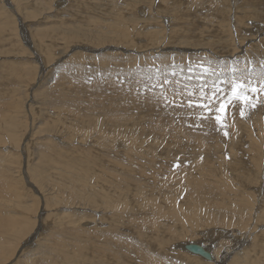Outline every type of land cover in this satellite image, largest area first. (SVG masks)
<instances>
[{
	"label": "rangeland",
	"instance_id": "obj_1",
	"mask_svg": "<svg viewBox=\"0 0 264 264\" xmlns=\"http://www.w3.org/2000/svg\"><path fill=\"white\" fill-rule=\"evenodd\" d=\"M263 73L264 0H0V264H222L181 251L221 230L264 264ZM235 81L257 90L233 99L230 140L257 150L246 175L205 134Z\"/></svg>",
	"mask_w": 264,
	"mask_h": 264
},
{
	"label": "bare ground",
	"instance_id": "obj_2",
	"mask_svg": "<svg viewBox=\"0 0 264 264\" xmlns=\"http://www.w3.org/2000/svg\"><path fill=\"white\" fill-rule=\"evenodd\" d=\"M66 38V37H65ZM102 45V44H101ZM101 45H99V46H101ZM238 46V45H237ZM37 47V46H36ZM241 46H240V44H239V48H240ZM32 48V47H31ZM38 49V48H37ZM244 50V49H243ZM37 52V51H36ZM35 53V52H34ZM38 53V52H37ZM180 57V56H179ZM59 59V58H58ZM45 67V66H44ZM246 72V71H245ZM237 73V72H236ZM262 74V73H261ZM264 74V73H263ZM232 75V74H231ZM254 75V74H253ZM258 76V75H257ZM263 76V75H262ZM229 77V76H228ZM236 77V76H235ZM253 78V77H252ZM2 79V78H1ZM247 79H249V78H247ZM134 80V79H133ZM142 80V79H141ZM174 80H175V78H174ZM232 80H234V79H232ZM170 81V80H169ZM231 81V80H230ZM237 81V80H236ZM235 81V82H236ZM99 82V81H98ZM160 82V81H159ZM163 82V81H162ZM173 82V81H172ZM171 82V83H172ZM174 83V85H175V82H173ZM191 83V82H190ZM231 83H233V82H231ZM243 83H249L248 81H245V82H243ZM200 84V83H199ZM170 85V84H169ZM169 85H168V87H169ZM177 85V84H176ZM87 86V85H86ZM164 86V85H163ZM170 86H173V85H170ZM225 86V85H224ZM165 87V86H164ZM174 87V86H173ZM177 87H179V84L177 85ZM229 87V86H228ZM172 88V87H171ZM181 88V87H180ZM203 87H201L200 89H202ZM224 88V87H223ZM156 89V88H155ZM162 89V88H161ZM160 89V90H161ZM166 89V87L164 88V90ZM184 90L186 89V88H183ZM192 89H193V86H192ZM208 89H211L210 87L208 88ZM208 89H207V91L205 92V90H204V92L205 93H207L208 92ZM157 90H159V89H157ZM156 90V91H157ZM188 90V89H187ZM203 90V89H202ZM212 90V89H211ZM225 90V89H224ZM148 91V90H147ZM182 91V90H181ZM180 91V92H181ZM196 91L198 92L199 90H197L196 89ZM210 91V90H209ZM160 92V91H159ZM167 92V91H166ZM191 92V91H190ZM195 92V91H194ZM193 92V93H194ZM197 92H195V93H197ZM169 93V92H168ZM175 93V92H174ZM192 93V94H193ZM216 93V92H215ZM163 94V93H162ZM198 94V93H197ZM214 94V93H213ZM177 95V94H176ZM186 96V95H185ZM204 96V95H203ZM259 96V95H258ZM121 97V96H120ZM174 98H176L175 96H174ZM173 98V99H174ZM190 98V97H189ZM132 99V98H131ZM128 100L129 101V105H128V107H136L137 109H142L143 107H145L146 105H142V106H140V107H137L136 106V102H135V100ZM188 99V97L186 98V100ZM26 100H29V99H26ZM78 100H80V99H78ZM125 100V98H121V101H124ZM168 100V99H167ZM192 100V99H191ZM57 101V100H56ZM82 101V100H81ZM120 101V102H121ZM171 101V100H170ZM27 102V101H26ZM25 102V103H26ZM48 102V101H47ZM46 102V103H47ZM79 102V101H78ZM117 102V101H116ZM160 102H161V100H160ZM172 102V101H171ZM239 102V101H238ZM34 103H35V101H34ZM33 103V104H34ZM54 103V102H53ZM73 102H71V104H72ZM105 103V102H104ZM202 103V102H201ZM29 104V103H28ZM58 104V103H57ZM60 104V103H59ZM106 104V103H105ZM115 104V103H114ZM224 104L225 105H227V109H226V112L223 114V120H222V124H218V125H208L207 127H206V132H205V134L207 135L206 136V138L207 139H209L208 137H211L213 134H215V132H214V130L213 129H217V130H219L220 132H221V134H224L225 135V133H227V135H225L229 140L233 137V135H232V131H231V129L232 130H234V122H233V118H234V112H235V110L238 108V106H237V104H233V99H231V98H226V99H224ZM25 105V104H24ZM32 105V104H31ZM80 105V104H79ZM82 105V104H81ZM117 105V104H116ZM26 106V105H25ZM72 106V105H71ZM73 106H74V103H73ZM83 106V105H82ZM101 106V105H100ZM106 106V105H105ZM109 106V105H108ZM160 106H162V107H164V108H167V109H169L168 107H167V105H166V102H164V103H161L160 104ZM24 107V106H23ZM74 107H77L76 106V104H75V106ZM258 107H260V106H258ZM264 107V106H263ZM28 108V107H27ZM249 108H250V106H249ZM103 109V108H102ZM135 109V108H134ZM25 110V109H24ZM72 111V110H71ZM110 111V110H109ZM125 111H130V109H127V110H125ZM180 110H178L177 111V113L179 112ZM134 113V112H133ZM108 114H111L110 112L108 113ZM115 114H117V113H115ZM204 114V113H203ZM220 114V113H219ZM219 114H217V115H219ZM87 115L89 116V114L87 113ZM231 116V117H227V116ZM260 115H263V113H260ZM90 117V116H89ZM88 117V118H89ZM135 117H136V115H135ZM205 117L206 116H201V117H199L196 121H197V126H198V128L199 127H201L202 125L203 126H205L206 125V119H205ZM236 117V116H235ZM118 118H120V120H121V117H118ZM137 118H138V116H137ZM115 119V118H114ZM112 120H113V118H112ZM111 120V121H112ZM168 120L171 122V123H175V121L176 122H179V121H177V120H174V119H171V118H169L168 117ZM97 121V120H96ZM114 121V120H113ZM131 121V118L130 119H128L127 121H126V123L125 124H127L128 125V123ZM138 121V120H137ZM190 122V121H189ZM236 123V122H235ZM55 124V123H54ZM121 124V123H120ZM237 124V123H236ZM235 124V125H236ZM96 125H97V123H96ZM126 125V126H127ZM237 126V125H236ZM7 128V127H6ZM127 128V127H126ZM8 129V128H7ZM70 129V128H69ZM187 129L188 128H184L183 130L184 131H187ZM238 129V128H237ZM250 130V129H249ZM73 131V130H72ZM78 131V130H77ZM263 131V130H262ZM63 132V131H62ZM76 132V131H75ZM80 132V131H79ZM260 132V131H259ZM9 133V132H8ZM74 133V132H73ZM82 133V132H81ZM86 133H88V132H86ZM89 133H91V132H89ZM183 135H184V140L183 141H179L181 144H185V145H188V144H193L194 146L191 148V147H189V149L191 150V151H193V152H195V150L196 149H201L202 148V146H200V145H203V144H205V147H206V141L203 139V138H198L197 137V133H195V134H193V133H191V131H187V132H185V133H183V132H181ZM258 133V132H257ZM253 134V133H252ZM79 135V134H78ZM247 136V135H246ZM259 136V135H258ZM260 136H262V135H260ZM68 137V136H67ZM111 137V136H110ZM215 137V136H214ZM249 137V136H248ZM75 138V137H74ZM93 138V137H92ZM107 137H105V139H106ZM220 138V137H219ZM251 138H253V136L251 137ZM104 139V138H103ZM247 139V138H246ZM94 140V139H93ZM96 140V139H95ZM235 140V139H234ZM253 140L255 141V140H257V138H253ZM90 141V140H89ZM99 141V140H98ZM106 141H108L109 142V140H106ZM111 141V140H110ZM115 141L117 142L118 140H112L111 142L112 143H115ZM213 141V140H212ZM248 141H250V140H248ZM247 141V142H248ZM68 142V141H67ZM107 142V143H108ZM228 142V141H227ZM84 143V142H83ZM103 143H105L106 144V142H104L103 141ZM219 143V144H218ZM221 142H217V147H219V145L221 146L222 144V146H224V143H222V144H220ZM102 144V143H101ZM115 144H120L119 142H117V143H115ZM115 144H114V146H115ZM111 145V144H110ZM228 145L232 148V152H236V154L238 155V157H239V159L243 156V154H246V156H247V166H244V167H239V163L234 167V168H238L239 170H240V172H243L244 174L246 173L247 174V171H249L251 168H253V167H256L257 168V170L259 171L260 170V168H259V164H258V162H257V160L256 161H254V159L256 158V152H257V150H256V147L253 145H251V143H250V150L249 151H247V153H245L246 152V148H248V145H247V143H245V144H243L242 143V141H240V140H236V141H233V140H230L229 142H228ZM228 145H226V146H228ZM256 145V144H255ZM108 146V145H107ZM107 146H105L104 145V148L105 147H107ZM183 146V145H182ZM229 146H228V148H229ZM258 146V145H257ZM25 147V146H24ZM111 147H113V146H110V148L109 149H111ZM116 147V146H115ZM201 147V148H200ZM102 148V147H101ZM258 148V147H257ZM16 149V148H15ZM106 149V148H105ZM18 150V149H17ZM110 151V150H109ZM108 151V152H109ZM193 152L191 153V154H193ZM107 153V152H106ZM214 153H215V151H214ZM109 154V153H108ZM117 154H118V152H117ZM196 154V153H195ZM22 155V154H21ZM69 155V154H68ZM107 154H105V156H106ZM200 155V154H199ZM198 155V156H199ZM215 155H217V154H215ZM214 155V156H215ZM32 156V155H31ZM36 156V155H35ZM60 156V155H59ZM214 156H212V157H214ZM193 158V157H192ZM233 158H234V160L236 159V156H234L233 155ZM70 159H71V157H70ZM198 159V158H197ZM117 160V159H116ZM235 162L236 161H234V164H235ZM254 162V163H253ZM256 162V163H255ZM260 162V161H259ZM72 164V163H71ZM233 164V165H234ZM126 165H124V167H125ZM78 167V166H77ZM77 167H75V168H77ZM248 167V169L249 170H247L246 168ZM79 170H80V168H78ZM77 169V170H78ZM89 169V168H88ZM107 169H108V167H107ZM110 169V168H109ZM108 169V170H109ZM76 170V171H77ZM75 171V172H76ZM82 172H84L83 170H81ZM77 172H79V171H77ZM87 172V171H86ZM109 172V171H108ZM112 172V171H111ZM107 173V172H106ZM127 173V172H126ZM125 173V174H126ZM102 174V173H101ZM132 174V173H131ZM245 174V175H246ZM117 175V174H116ZM124 175V174H123ZM130 175V174H129ZM54 176V175H53ZM122 177V176H121ZM260 177V176H259ZM55 178V177H54ZM124 179V178H123ZM104 180V179H103ZM117 179H115V181H116ZM126 181V180H125ZM108 182V181H107ZM117 182V181H116ZM118 182H119V179H118ZM262 182V181H261ZM69 185V184H68ZM93 185V184H92ZM85 186V185H84ZM264 187V184H262V185H260L259 187H258V191H259V193H262L263 192V188ZM70 190V189H69ZM219 191L220 192H223V190H217V192H218V194H219ZM136 192V191H135ZM105 193V192H104ZM228 193V192H227ZM71 194V193H70ZM102 194V193H101ZM216 195H217V193H215ZM68 196V195H67ZM1 197V196H0ZM16 197V196H15ZM217 198H219V199H221V196H219L218 197V195L216 196ZM225 197H227V196H225ZM264 197V196H263ZM2 198V197H1ZM94 198V197H93ZM100 198V197H99ZM214 198H215V195H214ZM224 198V197H223ZM12 199V198H11ZM120 199H122V198H120ZM213 199V198H212ZM216 199V198H215ZM214 199V200H215ZM222 200H224V199H222ZM72 201V200H71ZM103 201V200H102ZM217 201L219 202V200L217 199ZM53 202V201H52ZM63 202V201H62ZM230 202V201H229ZM6 203V202H5ZM64 203H65V201H64ZM61 204V203H60ZM107 204V203H106ZM213 204H215V203H213ZM222 205H223V202L221 203ZM216 205V204H215ZM61 206V205H60ZM116 206V205H115ZM214 206V205H213ZM68 207V206H67ZM207 207V206H206ZM205 207V208H206ZM223 207V206H222ZM59 208V207H58ZM217 208H219V207H217ZM217 208H215V210L217 209ZM228 208V207H227ZM226 208V209H227ZM209 209V208H208ZM211 209V208H210ZM65 210V209H64ZM119 210V209H118ZM212 210V209H211ZM229 210H231V209H229ZM0 211H2V210H0ZM102 211V210H101ZM217 211H221V210H217ZM227 211V210H226ZM3 212V211H2ZM99 212V211H98ZM229 212L230 211H228V212H226L224 215H223V217H219V219H224L225 217H226V215H228L229 214ZM239 212V211H238ZM220 213V212H219ZM222 213H223V211H222ZM2 214H4V213H2ZM37 214V213H36ZM243 214V213H242ZM8 215V214H7ZM12 215V214H11ZM45 215V214H44ZM200 215V214H199ZM13 217V216H12ZM15 217V216H14ZM240 217V216H239ZM6 218V217H5ZM4 218V219H5ZM100 218V217H99ZM145 218V217H144ZM233 218H234V215H233ZM147 219V218H146ZM227 219V218H226ZM228 219H229V217H228ZM78 220V219H77ZM141 220H144V219H141ZM149 220V219H148ZM129 221V220H128ZM239 221V220H238ZM12 222H14V221H12ZM133 222V221H132ZM144 222V221H143ZM149 222V221H148ZM220 222V221H219ZM225 223V221L223 220V221H221V223ZM141 223V222H140ZM222 223V224H223ZM4 224V223H3ZM150 224V223H149ZM148 224V225H149ZM226 224V223H225ZM146 226V224H143V225H141V226ZM156 225H160L159 223L158 224H156ZM224 225V224H223ZM151 226V225H150ZM35 227V226H34ZM132 227V226H131ZM140 227V226H139ZM156 228H157V226H155ZM162 227V226H161ZM145 227H143V229H144ZM147 228H148V226H147ZM153 228V227H152ZM164 228V227H163ZM227 228V227H226ZM25 229V228H24ZM137 229V228H136ZM149 229H151V227L149 228ZM159 229V228H158ZM228 229V228H227ZM138 230V229H137ZM148 230V229H147ZM153 230H156L155 228L153 229ZM162 230V229H161ZM244 230V229H243ZM242 230V231H243ZM11 231V230H10ZM135 231V230H134ZM149 231H151V230H149ZM164 232H166V233H168L167 235H170V236H173V235H171L169 232H168V230H163ZM223 230H221V231H212L211 233H209V234H202V236H206V238H208L207 239V241L205 242V243H203L202 242V245H199L200 243H198V244H196V245H199V246H201L204 250H206V248H205V246H207L208 247V253L211 255V260L210 261H208V263L209 262H211V263H219L220 262V259H221V262H222V264H226V262L229 260V257L230 256H232V259H231V261L233 260V258H235L236 260L234 261V262H232V264H254V257L255 256H252V255H247V254H253V252H245L247 249H249V246H248V248H244V250L242 249V251H239L238 253L237 252H235V253H233V255H229V251H231V249L233 248V246L235 247L236 246V244L237 243H235L234 245H232L231 247H227V246H224V244H223V242H224V240H219L220 238H222V237H225L226 239L227 238H229L230 236H229V233H226L225 231H223ZM241 231V232H242ZM14 232V231H13ZM12 232V233H13ZM21 232V231H20ZM236 232V231H235ZM245 232V231H244ZM248 232V231H247ZM4 233H5V231H4ZM6 233H7V231H6ZM24 233H25V231H24ZM149 233V232H148ZM153 233V232H152ZM156 233V232H155ZM3 234V233H2ZM143 234V233H142ZM151 234V233H150ZM242 234V233H241ZM245 234V233H244ZM252 234V233H251ZM153 235H154V233H153ZM156 235H157V233H156ZM1 237H3V236H1ZM213 237H215V238H213ZM245 237H249V236H245ZM142 238V237H141ZM143 239V238H142ZM235 239V238H234ZM3 240V239H2ZM27 240V239H26ZM31 240V239H30ZM252 240V239H251ZM256 240V239H255ZM263 240V239H262ZM16 241V240H15ZM64 241V240H63ZM211 241H212V243H211ZM2 242V241H1ZM29 242V241H28ZM257 242H259L258 240H257ZM196 243V242H195ZM195 243H192V244H195ZM214 243H216L215 245H213ZM260 243H261V241H260ZM2 245H3V243H1ZM242 244V243H241ZM257 244V243H256ZM186 245H189V243H185V244H183L182 245V249H181V251H183V252H185L188 256H182V257H186L187 259H192L193 261H194V258L195 259H201V260H203V261H206L205 259H203V258H201V257H199V256H196V255H193L192 253L191 254H189L188 252H187V250H185V246ZM170 246V245H169ZM253 246V245H252ZM251 246V247H252ZM174 247H179L177 244L174 246ZM257 246H255V248H256ZM255 248H253V250L255 249ZM25 249V248H24ZM61 249V248H60ZM246 249V250H245ZM4 250V249H3ZM252 250V249H251ZM2 251V250H1ZM139 250H137V252H138ZM141 251V250H140ZM243 251H244V254H243ZM10 252V251H9ZM127 252H131V250H127ZM255 252V251H254ZM134 253V252H133ZM180 253V252H179ZM184 253V254H185ZM135 254V253H134ZM183 254V255H184ZM119 255V254H118ZM180 255H182V254H180ZM5 256V255H4ZM11 256V255H10ZM196 256V257H195ZM239 256V257H238ZM115 257V256H114ZM178 257V256H177ZM197 257H199V258H197ZM118 257H115V259H117ZM133 257H128V259L129 260H131ZM181 258V257H180ZM261 258V257H260ZM134 259L135 260H137V261H139L138 262V264H150L148 261H149V259H150V257H147V255L146 254H142V255H136L135 254V256H134ZM4 260V259H3ZM2 260V261H3ZM8 260H10V259H8ZM161 260V259H160ZM257 260V259H256ZM90 261V260H89ZM27 262V261H26ZM256 262V261H255ZM28 264V263H27ZM169 264V263H168ZM200 264V263H199Z\"/></svg>",
	"mask_w": 264,
	"mask_h": 264
},
{
	"label": "snow or ice",
	"instance_id": "obj_3",
	"mask_svg": "<svg viewBox=\"0 0 264 264\" xmlns=\"http://www.w3.org/2000/svg\"><path fill=\"white\" fill-rule=\"evenodd\" d=\"M262 89H264V85H262ZM256 91H257L256 89H253L250 87V82L249 84H245L243 82H233L232 99H234L235 101H239L246 106L254 107L255 105L254 103H252V98L247 93L248 92L255 93ZM191 106H193L192 102L189 101V107ZM197 106L207 108L208 104L205 103L204 105H197ZM226 109H227V105H225L224 103H221L219 108L216 109V111L220 113L219 115H216L215 117L217 124H222L223 114L226 112ZM240 114H241V117L245 116V112L243 110H241ZM225 135H227V133H225Z\"/></svg>",
	"mask_w": 264,
	"mask_h": 264
},
{
	"label": "water",
	"instance_id": "obj_4",
	"mask_svg": "<svg viewBox=\"0 0 264 264\" xmlns=\"http://www.w3.org/2000/svg\"><path fill=\"white\" fill-rule=\"evenodd\" d=\"M185 250L189 251L193 255H196V256H199L205 259L206 261L211 260V255L199 245H196V244L186 245Z\"/></svg>",
	"mask_w": 264,
	"mask_h": 264
}]
</instances>
